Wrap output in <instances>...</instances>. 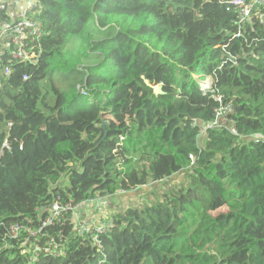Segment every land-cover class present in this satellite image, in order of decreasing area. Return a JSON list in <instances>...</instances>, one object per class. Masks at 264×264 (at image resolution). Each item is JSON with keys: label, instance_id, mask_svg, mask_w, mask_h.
<instances>
[{"label": "trees", "instance_id": "16d2710c", "mask_svg": "<svg viewBox=\"0 0 264 264\" xmlns=\"http://www.w3.org/2000/svg\"><path fill=\"white\" fill-rule=\"evenodd\" d=\"M234 1L37 0L38 63L0 49V264H264V28L242 29ZM219 98L235 113L210 129ZM134 129L157 130L161 145L129 167ZM182 173L109 210L100 246L70 216L43 233L64 259L33 263L27 234L9 236L37 229L59 197L79 204Z\"/></svg>", "mask_w": 264, "mask_h": 264}, {"label": "built area", "instance_id": "2783aa9c", "mask_svg": "<svg viewBox=\"0 0 264 264\" xmlns=\"http://www.w3.org/2000/svg\"><path fill=\"white\" fill-rule=\"evenodd\" d=\"M234 4L238 6L239 20L242 29L248 25L258 21L264 28V0H235ZM2 14H5L9 21H4ZM41 6L37 0H27V3L14 8L8 0H0V49L3 53L7 52L10 61L20 62L24 64H37L42 54L41 40L44 36V28L41 21ZM243 30H240L242 33ZM3 74L10 75L11 68L6 66L3 69ZM24 80H28L25 76ZM212 86V80L207 81L206 88ZM220 106L215 110V121L209 124L208 128H221L228 118L235 113V107L232 103L225 104L222 98H219ZM233 134L236 131L232 130ZM192 160L194 156L190 157ZM128 192L124 190L118 191L115 195L108 197H97L87 202L74 204L72 202L64 203L59 197L52 205L43 210V218L37 229L25 227L23 224L17 223L11 226L9 236L13 239L20 238L27 234L26 243L31 246L32 262H38L43 254H48L54 259H64L66 252L63 251V244L60 240L51 237L48 233L43 234L48 228L55 225L60 227L66 223V216H70L74 225V233L78 238L88 234H93L94 240L100 246L99 235L106 234L111 226V223L103 219L104 222H94L86 214L88 209L92 207H101L102 209L115 204L119 197L127 196ZM115 206V205H114ZM46 212V214L44 213ZM57 242L61 246L57 245ZM25 244V243H24ZM53 245L52 250H45L44 247Z\"/></svg>", "mask_w": 264, "mask_h": 264}, {"label": "rangeland", "instance_id": "374dc122", "mask_svg": "<svg viewBox=\"0 0 264 264\" xmlns=\"http://www.w3.org/2000/svg\"><path fill=\"white\" fill-rule=\"evenodd\" d=\"M208 81L210 82V79H208ZM43 121L44 119L42 116H38L34 119V122L40 126H43ZM125 145L128 147L126 164H129V167H134V164L141 159L143 154H151L159 149L161 145L160 134L155 129L146 132H138L137 129H134L133 136L125 143ZM188 170H190V168ZM185 178V174H177L167 180L139 187L133 191H128L127 196L119 197L117 201H115V207L114 205L110 206V212L115 213L117 208L124 211L131 206H139L145 200L153 199L150 191L154 190L158 193L164 190L170 191L173 186L177 185L182 180H185ZM107 212L109 214V206L107 207ZM106 221H108V219ZM24 264H27V262Z\"/></svg>", "mask_w": 264, "mask_h": 264}, {"label": "crops", "instance_id": "0c3cea01", "mask_svg": "<svg viewBox=\"0 0 264 264\" xmlns=\"http://www.w3.org/2000/svg\"><path fill=\"white\" fill-rule=\"evenodd\" d=\"M8 1L13 5L14 8H18L27 3V0H8ZM117 210L119 209L117 208ZM86 214L94 222H104L103 219H106V217L109 216L106 207L102 209L101 207H97V206L88 209Z\"/></svg>", "mask_w": 264, "mask_h": 264}, {"label": "water", "instance_id": "95a60500", "mask_svg": "<svg viewBox=\"0 0 264 264\" xmlns=\"http://www.w3.org/2000/svg\"><path fill=\"white\" fill-rule=\"evenodd\" d=\"M146 83L148 84V82L146 81ZM154 92L157 96L159 95H163V89H162V85H159L157 87L154 88ZM104 127V126H103Z\"/></svg>", "mask_w": 264, "mask_h": 264}, {"label": "clouds", "instance_id": "9594fccd", "mask_svg": "<svg viewBox=\"0 0 264 264\" xmlns=\"http://www.w3.org/2000/svg\"><path fill=\"white\" fill-rule=\"evenodd\" d=\"M108 222V221H107Z\"/></svg>", "mask_w": 264, "mask_h": 264}]
</instances>
